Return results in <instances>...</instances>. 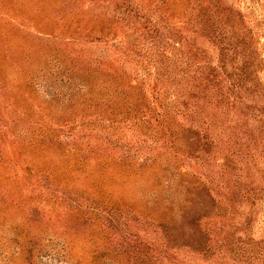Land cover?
<instances>
[{"label": "rangeland", "instance_id": "obj_1", "mask_svg": "<svg viewBox=\"0 0 264 264\" xmlns=\"http://www.w3.org/2000/svg\"><path fill=\"white\" fill-rule=\"evenodd\" d=\"M0 264H264V0H0Z\"/></svg>", "mask_w": 264, "mask_h": 264}]
</instances>
